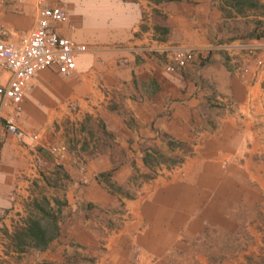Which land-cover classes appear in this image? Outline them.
Listing matches in <instances>:
<instances>
[{
	"label": "crops",
	"instance_id": "crops-1",
	"mask_svg": "<svg viewBox=\"0 0 264 264\" xmlns=\"http://www.w3.org/2000/svg\"><path fill=\"white\" fill-rule=\"evenodd\" d=\"M43 1L65 8L57 31L87 51L69 75L41 68L25 86L17 123L36 134L33 143L0 123V257L6 233L46 189L63 201L68 236L90 239L91 252L105 237L111 264H163L184 240L213 229L224 256L202 264H249L226 254H240L230 223L243 192L264 190V0ZM38 8L39 0L0 3L6 37H26ZM151 37L191 46L196 56L167 72L159 58L122 46ZM7 77L0 69V86ZM60 144L63 154L48 151ZM161 151L182 158L145 162ZM151 169L153 178L135 177ZM94 213L113 224L97 216L84 223ZM59 225L45 249L61 240ZM60 250L49 258L61 259Z\"/></svg>",
	"mask_w": 264,
	"mask_h": 264
},
{
	"label": "built area",
	"instance_id": "built-area-1",
	"mask_svg": "<svg viewBox=\"0 0 264 264\" xmlns=\"http://www.w3.org/2000/svg\"><path fill=\"white\" fill-rule=\"evenodd\" d=\"M8 0H0L5 3ZM22 4L28 0H10ZM61 6H50L39 0L36 21L26 37L12 40L6 37V32L0 26V69L8 72V77L3 86H0V123L6 134L13 135L19 140L27 138L30 143L36 139V134L27 133L18 126L17 120L21 114V101L24 89L28 82L41 68L52 67L59 74L69 75L75 68V56L87 51L84 43L60 34L55 25L68 21V14ZM130 51L144 56L159 58L163 70L167 72L183 68L189 59L196 56V49L173 41H161L149 38L145 42L122 45ZM240 48H247L243 42L237 44ZM226 43L217 48L229 49ZM9 108V113H3L4 108ZM74 109V105H70ZM48 151L53 155L65 152V146L51 145ZM41 162H36L39 167ZM4 213V211H1Z\"/></svg>",
	"mask_w": 264,
	"mask_h": 264
},
{
	"label": "rangeland",
	"instance_id": "rangeland-1",
	"mask_svg": "<svg viewBox=\"0 0 264 264\" xmlns=\"http://www.w3.org/2000/svg\"><path fill=\"white\" fill-rule=\"evenodd\" d=\"M245 6H249L251 2L249 0L243 1ZM75 140V137H73ZM182 155L180 154H167L164 152H158L154 156H149L150 162L158 163L162 162L164 164H174L181 160ZM157 174L155 169H151L150 172L145 174H139L135 176L139 179H150ZM120 190V189H118ZM133 193L135 191L130 190ZM122 192L131 195L132 192L128 190H122ZM49 195V196H48ZM52 192L46 189H37L33 197L29 200L26 205V212L17 218V221L13 226L19 224L21 220L29 213H39V209L35 204H43L47 208H52L59 218L62 220L61 227L63 228L62 238L57 239L58 243L54 244V247L47 249H37L33 247H28L25 251L19 252L15 251L14 247L6 233L7 239L4 242L6 252L5 255L0 257V264H42L44 261H54L63 264H111L112 258L108 253L106 246V238L103 237L98 240L97 252H91L90 239L87 242L82 243L76 238L68 236L66 231L67 226L70 222L66 219L67 211L60 212L61 203H56L54 201V196ZM46 196L50 199V203L43 202V197ZM63 197V196H62ZM264 190H254L243 192V204L239 206L236 211V217L234 222L230 223L231 230L236 229L237 233V245L240 249V254H226L227 258H239L241 257V262H247L249 264H264ZM53 201V203H52ZM252 201V202H251ZM258 206H252L250 203L257 202ZM59 206V209H58ZM97 216L100 220H104L105 215L91 214L86 218V222H90V217ZM111 221V220H110ZM110 221L104 220L106 226L113 224ZM101 222V224H103ZM102 230V229H101ZM234 231V230H233ZM205 235L187 242L184 240L183 247L173 248V250L166 255L163 260V264H202L203 261H208L211 263H217L218 260L222 259L224 254L218 253L219 242H224V238L221 237V233L218 229H213L207 231ZM235 241V239L225 238L226 242ZM227 244V243H226ZM59 246L60 251H62L61 259L49 258L50 252L55 251V247ZM228 249V247H227Z\"/></svg>",
	"mask_w": 264,
	"mask_h": 264
},
{
	"label": "trees",
	"instance_id": "trees-1",
	"mask_svg": "<svg viewBox=\"0 0 264 264\" xmlns=\"http://www.w3.org/2000/svg\"><path fill=\"white\" fill-rule=\"evenodd\" d=\"M145 162H148V158H145ZM54 201L59 204L61 203L57 198H54ZM43 202L50 203V199L44 196ZM35 204L40 210L39 213L29 212L21 222L13 226L12 231L8 233L9 240L15 251L22 252L28 247L45 249L60 232L57 213L51 207L47 208L43 204L36 203V201ZM42 264L63 263L44 261Z\"/></svg>",
	"mask_w": 264,
	"mask_h": 264
}]
</instances>
